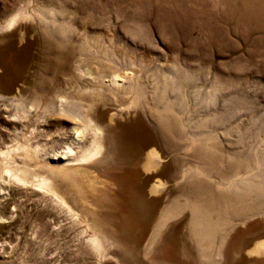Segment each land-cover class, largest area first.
<instances>
[{
	"label": "rangeland",
	"instance_id": "374dc122",
	"mask_svg": "<svg viewBox=\"0 0 264 264\" xmlns=\"http://www.w3.org/2000/svg\"><path fill=\"white\" fill-rule=\"evenodd\" d=\"M18 15V25L6 29L7 21ZM18 28L29 41L31 52L18 89L7 96L19 100H0V150L39 145L43 157L36 161L55 164L53 154L63 153L67 144L74 142L66 131L76 122L48 114L45 104L57 95L80 98V91L89 92L93 86L88 72L108 76L116 71L131 73L149 94L168 82L179 86L180 91L169 90L167 98L183 102L178 113L188 126L183 127L186 131H213L215 140L203 142L206 148L216 146L223 154L241 160L264 154V0H0V35ZM49 38L66 40L69 47L65 65L53 75L45 64L51 55ZM96 55L104 56L103 63ZM46 74L53 84L45 93L35 95L33 86L36 90ZM132 98L133 93L122 95L115 106L109 104L101 111L118 129L119 123L133 121L124 115H134V120L147 128L155 151L156 186L146 194L135 191L139 182L133 174L143 169L136 162L132 167L93 163L80 169L66 168L65 174H50L58 180L54 181L58 195L64 194L67 204L82 215L77 219L52 193L16 184L0 171V264L202 263L189 208L180 210L163 238L146 251L163 209L185 203L189 195L190 183L183 174L202 165L203 158L195 154L191 140L166 147L155 129L153 114L143 106H130ZM198 121L205 123L195 129L193 124ZM89 138L73 145L74 149L80 152ZM15 159L21 164L23 156ZM42 169L44 175L49 174L45 166ZM209 183L210 189L216 190ZM142 197L151 206L146 204L147 209L139 213V207L136 211L133 206L145 203ZM202 198L209 201V196ZM210 211L213 220H219L218 211ZM127 217L133 224L126 222ZM236 225L223 256L217 257L216 248L208 255L218 264H264V249L250 252L246 246L264 234V214L246 223L237 220ZM126 228L132 235L123 233ZM172 229L175 232L165 238ZM93 231L105 240L101 255L91 244ZM218 236L217 243L221 240Z\"/></svg>",
	"mask_w": 264,
	"mask_h": 264
},
{
	"label": "bare ground",
	"instance_id": "6f19581e",
	"mask_svg": "<svg viewBox=\"0 0 264 264\" xmlns=\"http://www.w3.org/2000/svg\"><path fill=\"white\" fill-rule=\"evenodd\" d=\"M20 19L21 15L12 17L7 21L5 28H14L16 25H18ZM61 37L65 39L64 34H61ZM51 42V46H49L47 49L51 55L46 58L45 64L47 70L53 75L65 65L67 52L65 50H69V47L67 46L66 40L53 39ZM95 59L100 60V63H103L104 56L96 55ZM110 68L113 69L112 67ZM79 72H81V70ZM96 74L92 72L87 73V76L92 79L93 87H91L89 92L80 91V94H82L80 98H68V96L65 95H57L55 99H51V101L47 102L44 106V111L48 114H57L61 117L70 118L76 122L74 127H71L66 131V133L72 134L74 142L67 144V148L63 153L53 154L51 159L55 162V164L49 163L47 165L45 163L40 165V162L36 161L37 159L43 157L41 155L42 146L37 145L36 147H32L29 145H20L16 148L6 149L5 151L0 150L1 173L7 174L16 184L36 186L42 190H45L46 192L52 193L56 201L66 206L69 212H71L77 219L81 214L78 215V213L73 210L74 208L72 209L69 206L71 203L67 204L65 201L66 196H64L65 199L62 198L64 194L62 196L59 194L61 197L58 195L54 187L57 185H54V181L56 182L58 180H53L50 177V174H62V172H66L63 171L66 168L80 169L93 163H98L103 167H110L120 164L125 167H132V164L136 162L140 163L143 169L142 171L140 170V172L138 171V173L133 174L137 176L139 182L135 191L143 192L145 194L150 192L153 186H156L153 184V178L155 175L152 171L156 168L154 167L153 162L155 159V151L147 128L135 121L134 115H124L126 118H132L133 121H130L129 123H119L120 129H118V127L116 128V126H114L112 123L110 124L111 121L107 120V118L103 116L106 113L101 111V107H106L109 104L115 106L116 101H118V98L122 95L127 96V94L133 93V98L129 105L143 106L153 114L152 116L154 118L155 129L159 136L164 140L166 147L171 149V146L175 142L181 143L185 140H191L193 143L191 148L194 149L196 155H202L201 157L203 158L202 165H199L194 169H190L189 171L186 170L187 172L183 174V178L190 183L188 188L189 195L186 198L185 203L181 204L178 202V205L176 206L168 205L163 209L157 225L154 224L155 228L151 236L149 235L150 239L148 241L146 251H151L154 246L158 244V242L163 238L166 228L170 225V222L176 218V216L179 214L178 212H180L182 209L189 208L192 212L191 229L193 230V233L196 237L199 251L202 253L200 256L202 262L201 264H218L219 262H217L212 257V255H208L207 252L215 250L214 248H216L215 253L217 257H222L225 253L224 249L228 244L227 239L237 226L236 221L241 220L242 223H246V221L250 218L264 214V154L258 155L253 159L251 157H244L241 160L237 159L234 155L223 154L222 150L216 146H212L209 149L206 148V145H203V142L205 143L210 140H215L216 136L213 135V131L198 133L197 131H186L183 128L184 125L186 129L188 127L185 120H183L180 113H178V110L181 107H184L183 102L178 101V99L171 101L166 95L169 90L171 92L180 91V87L174 82H168L166 87L161 89L159 88V90L156 89L153 94H149L145 91V87L143 88V86L139 84L134 76H131V73L120 75L116 71H113V74L108 76L101 73ZM106 77L109 78V80H106ZM119 82H122V84ZM17 84L18 83H13L12 85L5 87L0 85V100H4V98H8L7 101L12 102L19 100V98L15 100V98L7 97L10 94L12 95V93L18 89ZM37 84L38 88L36 90L33 86L35 95L38 93H45L51 84H53V78L46 74L40 78ZM37 96L36 98L39 97ZM204 123L205 121H198L193 124V127L195 129H200ZM198 134H206V137L201 139L198 137ZM88 136H90L89 144H87L85 148H82L80 152H77L73 145H77L80 141L88 139ZM214 143L216 142L214 141ZM18 155L23 156L21 164H18V161L15 159ZM224 158H226L227 161H225ZM42 166L47 168V172L49 173L48 175H44L45 173L43 174L41 172V170H43ZM69 177L71 178V176ZM113 177H115V175ZM140 178L142 179L140 180ZM213 178H217L218 180L212 181ZM61 181L62 180H60V182ZM209 182L213 183V185L216 187V190L210 189ZM63 191L65 192V190ZM206 196H209L208 202L202 198ZM140 200H145V203L140 201L138 206H133L135 210L136 207H139V213L140 210L144 212L147 209V205L151 204L146 198L144 199L142 197ZM105 202H107V200H105ZM207 205L209 207H207ZM210 210L218 211L219 220L216 219L217 221H214L215 218L213 220L212 214H209L211 213ZM126 219L128 220L126 221L128 224L133 221L129 220L128 217ZM130 228H126L127 230H122L125 231L123 233L132 235L130 234L132 233ZM119 232L122 233L121 231ZM174 232L175 229H172L168 233L167 237L165 235V238H168ZM218 234L221 235V240L217 243V237H219ZM90 241L97 252L99 251L98 254L101 255L102 249L105 247L104 238H102V236H100V234L95 231L91 235ZM216 243L218 244L217 246H215ZM246 246L250 252H258L260 249H264V234H261L258 237V241H249V243H246Z\"/></svg>",
	"mask_w": 264,
	"mask_h": 264
},
{
	"label": "water",
	"instance_id": "95a60500",
	"mask_svg": "<svg viewBox=\"0 0 264 264\" xmlns=\"http://www.w3.org/2000/svg\"><path fill=\"white\" fill-rule=\"evenodd\" d=\"M20 28L0 35V85L4 87L19 83L29 60L30 43L22 37Z\"/></svg>",
	"mask_w": 264,
	"mask_h": 264
}]
</instances>
